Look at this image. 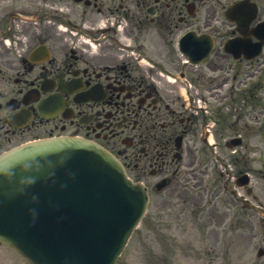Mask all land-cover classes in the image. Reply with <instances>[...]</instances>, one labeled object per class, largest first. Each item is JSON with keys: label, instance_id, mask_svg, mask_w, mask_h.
Listing matches in <instances>:
<instances>
[{"label": "flooded vegetation", "instance_id": "1", "mask_svg": "<svg viewBox=\"0 0 264 264\" xmlns=\"http://www.w3.org/2000/svg\"><path fill=\"white\" fill-rule=\"evenodd\" d=\"M240 1L253 3L247 28L254 31L264 0H0V151L80 133L109 148L118 139L124 147L115 151L128 169H139L136 177L176 175L189 164L202 175L214 165L201 140L206 128L228 183V140L216 132L224 138L237 127L215 105L214 121L196 103L221 71L261 69L262 61L244 54L235 60L223 50L238 28L225 12ZM210 43L202 62L189 60L186 51L202 53ZM228 80L208 87L209 94ZM242 148L247 155V144ZM235 154L236 171L262 176L253 160Z\"/></svg>", "mask_w": 264, "mask_h": 264}, {"label": "rangeland", "instance_id": "2", "mask_svg": "<svg viewBox=\"0 0 264 264\" xmlns=\"http://www.w3.org/2000/svg\"><path fill=\"white\" fill-rule=\"evenodd\" d=\"M182 194H187L190 200L195 197L190 192ZM262 194L264 200V192ZM218 202L219 208L212 209L203 198L200 205L205 211L201 213L195 205L181 199L161 210L152 203L119 257L118 264H143L146 261L160 264H240L243 237L238 219L233 208L229 214H222L226 207ZM253 241L259 242L260 236H255ZM0 255L9 258L13 253L0 245ZM0 264L6 263L0 259ZM21 264L25 263L21 261Z\"/></svg>", "mask_w": 264, "mask_h": 264}, {"label": "water", "instance_id": "3", "mask_svg": "<svg viewBox=\"0 0 264 264\" xmlns=\"http://www.w3.org/2000/svg\"><path fill=\"white\" fill-rule=\"evenodd\" d=\"M62 145H63V143H61L60 145H58V143H55L54 145H52V144L39 145V146H34V147H32L33 149L26 150V151H23L24 149H22V150L19 149V150L10 152L7 155L2 156L0 158V172L4 171V170H7L9 168L16 169L17 167L23 165L25 162L28 161V160H26V157L29 158V160H31L34 157H36V155H34V154L37 153V152L49 151L51 149H55L54 150V154L51 155V157H53V161L55 162V167H54L52 172L54 173V175H59L60 174L58 176V177H60L59 181H61V179H62V181L64 182V174L66 172V169L69 168V167L77 168V165L80 164V163L78 161H76L75 159H73V158H66V157H64L63 154H59V152L61 150H57L56 148H59V146H62ZM66 146H68V147H76L77 149L78 148H82L84 150H88V149L91 148L89 145H87L85 143H82V142H79L77 140L69 141V144H67ZM71 150H73V149H71ZM93 156L96 159L102 158L98 151L94 152ZM51 157L46 158V159H50ZM104 164L108 165L110 163L106 162ZM110 165H112V164H110ZM112 166H113V170L114 171L115 170L119 171V168H117V167L114 168V166H117V165H112ZM28 169H30V168H21L22 174L19 176L18 181H21V180L25 181L26 178L35 176L34 173L31 170H28ZM22 185L26 186V184H22ZM8 188H10V185L7 184L5 180H0V192L5 193V190L8 189ZM44 192L48 193L47 194L48 197H50L49 194L50 195H58V190L56 188H53V187H48L47 189L44 190ZM135 218H136V214L134 216V219ZM124 234L125 233L122 232L118 236L115 235L113 237V238L116 237L115 240L112 239V238H109V246L112 245L114 243V241H115V246H116L119 243L116 240L121 241V239L123 238Z\"/></svg>", "mask_w": 264, "mask_h": 264}]
</instances>
